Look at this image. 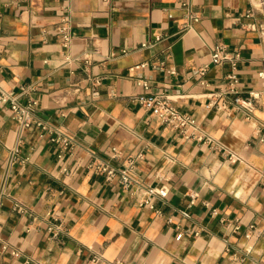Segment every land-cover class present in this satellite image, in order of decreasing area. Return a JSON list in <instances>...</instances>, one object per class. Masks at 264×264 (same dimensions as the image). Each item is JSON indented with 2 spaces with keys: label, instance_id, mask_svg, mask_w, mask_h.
<instances>
[{
  "label": "crops",
  "instance_id": "obj_1",
  "mask_svg": "<svg viewBox=\"0 0 264 264\" xmlns=\"http://www.w3.org/2000/svg\"><path fill=\"white\" fill-rule=\"evenodd\" d=\"M192 2L201 19L183 30L180 0H0V86L37 99V119L74 149L60 157V142L29 128L30 158L10 162L19 123L0 102V264H264V96L249 116L236 110L230 64L211 62L218 45L238 50L241 95L264 88V36L245 15L252 0ZM161 90L196 118L186 134L135 100ZM140 150L132 188L95 169ZM148 184L166 188L155 207L139 201Z\"/></svg>",
  "mask_w": 264,
  "mask_h": 264
},
{
  "label": "built area",
  "instance_id": "obj_2",
  "mask_svg": "<svg viewBox=\"0 0 264 264\" xmlns=\"http://www.w3.org/2000/svg\"><path fill=\"white\" fill-rule=\"evenodd\" d=\"M181 6L184 10V15L187 21L184 23L182 29H189L193 22H197L201 19V13L197 10L192 0H180ZM260 14V19L258 15ZM247 17H254L255 20L249 24L252 29H259L264 36V0H252L251 6L245 14ZM59 32L62 34L63 43L67 46L71 40V31L67 24H61L58 27ZM240 53L238 50H229L225 45H218L212 52L211 62L213 64H230L231 70L226 73L225 77L229 80L227 89L224 95L236 94L233 97V108L236 110L244 111L249 116L253 109L256 107V103L264 96V88H253L249 90L247 95H241L239 89L240 76L237 71L238 59ZM147 62H141L131 67V69L143 67ZM208 67L203 66L199 69L200 83L208 86L210 83L205 77ZM258 75L261 79H264V67L259 70ZM139 83L144 86L146 90L151 88V83L147 79L140 78ZM219 94L217 95V97ZM135 100L141 104L151 108L152 113L161 118L163 122L171 123L173 126L179 128L186 134L190 126H194L197 123L196 118L184 111H181L172 101L169 94L165 90L158 91L151 95L140 94L135 97ZM0 102L8 103L10 106L12 116L19 123L18 141L10 150L9 161L14 163L17 161H24L30 158L29 155L25 157L21 156V146L23 142V132L29 128H39L42 130L41 135L45 132L50 134V140L54 142H60L62 144V151L59 154L62 157L65 151L73 153V141L70 137L64 136L59 133L48 122L37 119L36 109L38 105L37 99L30 98L27 102H22L12 91H8L0 86ZM225 105V104H223ZM219 107V106H218ZM189 136V135H187ZM193 136V135H192ZM196 137L204 142H213V138L205 136L204 134H197ZM261 140H264V136H261ZM228 158L231 161L239 160V156L233 151H227ZM120 151L117 147L113 148V157H118ZM145 157V151L140 150L136 153L126 157V163L123 166H115L108 160H102L95 164V169L105 174L109 180L118 179L121 184L126 188H132L135 184L132 176V169L136 162ZM140 193L138 195L139 201L142 205H148L155 207L154 199L163 197L166 194L165 185H145L138 188ZM3 191L0 190V204L3 202ZM188 215L187 212H184ZM250 236V233H247ZM4 250H10L13 255H18L19 250L12 248L8 243L3 244ZM101 255H94L91 259L93 263H98L101 260ZM113 264H125L122 259H116Z\"/></svg>",
  "mask_w": 264,
  "mask_h": 264
}]
</instances>
